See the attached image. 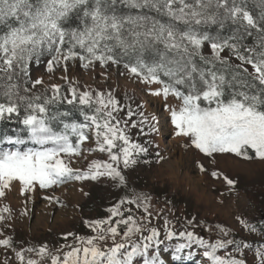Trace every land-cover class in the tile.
<instances>
[{
  "label": "snow or ice",
  "instance_id": "6c2138e0",
  "mask_svg": "<svg viewBox=\"0 0 264 264\" xmlns=\"http://www.w3.org/2000/svg\"><path fill=\"white\" fill-rule=\"evenodd\" d=\"M75 64L104 69L105 78L115 68L145 86L164 102L174 136L187 141L185 149L264 162V0H0V122L21 125L16 135L0 138V145L12 146L0 147V199L17 184L26 198L68 182L101 179L124 190L103 217L83 221L89 235L65 233L63 239L73 237V243L55 252L47 244L15 248L7 236L0 247L12 249L18 264H134L138 256L143 264H165L160 246L179 237L183 242L172 250L179 264L191 259L193 246L204 249V264H246L249 245L227 239L221 225L215 226L218 238L209 240L197 233L204 221L195 216L177 219L180 231L166 215L161 226L154 223L162 213L154 215L150 194L130 188L127 170L152 162L141 160L149 148L132 130L140 136L156 132V117L145 115L143 104L134 109L121 103L112 90L78 89V81L66 75ZM40 65L50 74L65 73V92L59 84L38 90L45 81L32 72ZM65 102L78 105L85 122H68V112L53 110ZM86 142L90 155L106 158L89 160ZM28 144L33 146L22 147ZM78 158L88 161L84 168L72 166ZM163 161L156 151L155 163ZM223 179L236 187V180ZM5 214H11L7 205L0 207V222ZM230 246L239 255L219 254ZM255 255L264 264V245Z\"/></svg>",
  "mask_w": 264,
  "mask_h": 264
},
{
  "label": "rangeland",
  "instance_id": "374dc122",
  "mask_svg": "<svg viewBox=\"0 0 264 264\" xmlns=\"http://www.w3.org/2000/svg\"><path fill=\"white\" fill-rule=\"evenodd\" d=\"M208 53L207 47L204 49ZM226 54V53H225ZM235 62V61H234ZM104 69H83L79 64L70 65L66 75L69 81H78V89L112 90L113 94L121 100V103H130L135 109L137 104H143L145 115L155 116L152 121L157 131L148 136L136 134L132 130L133 138L149 148L147 155L141 160L152 161L149 164L140 163L134 169L127 170L130 188L138 192H146L152 197V211L154 215L161 212L160 221H154L161 226L163 216H168L176 225V230H183L177 219L184 222L185 217L195 216L204 223L196 229L197 233L205 239L218 238L216 225L223 226L229 231L227 239L243 242L249 245L244 249L246 264H259L255 255L256 249L264 245V206L252 202L247 190L253 187H264V162L257 160L245 161L231 154H216L207 157L194 148L185 149L182 145L187 141L177 138L173 134L168 112L164 102L157 97L148 94L145 86L134 83L127 75H121L115 68L107 70V78L101 75ZM33 78L43 77L44 87L38 90L43 92L51 84H59L62 93L69 84L61 79L65 75L62 71L48 73L43 65L33 68ZM170 103L178 104V101L170 99ZM123 115V113H121ZM138 117H134L137 119ZM166 124V137L162 139L161 124ZM76 122V123H83ZM59 127V125H57ZM151 141V144L145 143ZM158 145V148H157ZM28 144L22 147H32ZM92 146L85 143L82 147L88 159L106 158L103 154H89L87 149ZM5 145L2 148H9ZM159 151L165 157L160 164L155 163V153ZM84 158H78V162L72 166L84 168L87 164ZM202 164L206 171L201 172L199 165ZM212 171L222 174L220 178L211 176ZM227 176L237 181L236 187L230 189L223 177ZM86 193V194H85ZM124 190L117 189L112 182L101 179L99 181L68 182L54 186L47 190H38L31 193L29 198L22 196L19 185H14L7 196L0 199V207L5 205L11 208V214H5L6 219L0 222V239L10 237L15 248L28 247L30 245L47 244L55 252L64 243H73V237L67 241L63 239L65 233H74L79 236L89 235V230L84 226L85 219L100 218L105 214L84 212L81 207L88 196H98L105 209L113 203ZM46 196L58 197L59 203L50 202ZM26 212V215L24 214ZM244 218L257 231L251 232L245 229L236 219ZM261 224V225H260ZM260 225V226H258ZM211 226V231L207 230ZM179 237L171 241H165L160 246V258L165 264H179L172 259V250L175 245L182 243ZM234 246L225 251H232L233 255H239L233 251ZM189 251L192 257L183 261V264H204V249L193 246ZM18 264L12 249L0 247V264ZM50 264V261L47 262ZM134 264H143V257H136Z\"/></svg>",
  "mask_w": 264,
  "mask_h": 264
},
{
  "label": "trees",
  "instance_id": "16d2710c",
  "mask_svg": "<svg viewBox=\"0 0 264 264\" xmlns=\"http://www.w3.org/2000/svg\"><path fill=\"white\" fill-rule=\"evenodd\" d=\"M254 37L248 38L246 41L248 44L253 43ZM54 111H59V112H68L69 116L67 118L68 122H82L84 116L81 115L80 108L78 105H69L66 102L62 104H58L54 107ZM21 128V125L14 121H3L0 122V138H2L5 134L7 135H16L17 130ZM23 134V133H21ZM7 144H2L0 147H3ZM247 194L249 199L258 204L264 206V187H253L247 190ZM102 201L101 199L96 195H90L88 196L86 202L82 205L81 209L84 212H94L98 211V213H101L102 211L103 214L104 208L102 206ZM107 208V207H106ZM261 225V224H260ZM258 225V226H260Z\"/></svg>",
  "mask_w": 264,
  "mask_h": 264
},
{
  "label": "bare ground",
  "instance_id": "6f19581e",
  "mask_svg": "<svg viewBox=\"0 0 264 264\" xmlns=\"http://www.w3.org/2000/svg\"><path fill=\"white\" fill-rule=\"evenodd\" d=\"M163 123L161 124V128H160V130H161V133H162V139H164L165 137H166V128H165V126H166V124L164 123V121H162Z\"/></svg>",
  "mask_w": 264,
  "mask_h": 264
},
{
  "label": "water",
  "instance_id": "95a60500",
  "mask_svg": "<svg viewBox=\"0 0 264 264\" xmlns=\"http://www.w3.org/2000/svg\"><path fill=\"white\" fill-rule=\"evenodd\" d=\"M264 218V217H263Z\"/></svg>",
  "mask_w": 264,
  "mask_h": 264
}]
</instances>
